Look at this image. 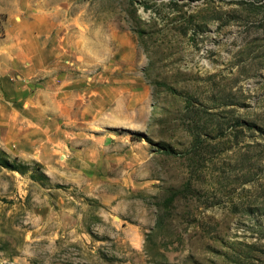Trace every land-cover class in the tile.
Instances as JSON below:
<instances>
[{"label": "rangeland", "instance_id": "obj_1", "mask_svg": "<svg viewBox=\"0 0 264 264\" xmlns=\"http://www.w3.org/2000/svg\"><path fill=\"white\" fill-rule=\"evenodd\" d=\"M29 4L67 93L1 77L0 264H264V0Z\"/></svg>", "mask_w": 264, "mask_h": 264}, {"label": "crops", "instance_id": "obj_2", "mask_svg": "<svg viewBox=\"0 0 264 264\" xmlns=\"http://www.w3.org/2000/svg\"><path fill=\"white\" fill-rule=\"evenodd\" d=\"M29 5V0H12L10 8L5 9L0 1V12L8 16L6 21L7 37L0 39V80L1 77L8 78L14 73L20 78L33 74L37 77L42 75L40 77L43 78V82H40V85L35 88L28 85L13 86L19 95L12 99L3 96L2 100L7 104L16 100L21 102L22 95L30 92L33 93V96L26 98L23 106H28V109L31 110H53L57 105L62 104L63 95L67 93L68 80L67 74L63 71L66 70L62 62L63 56L59 54L60 49L57 48L58 38L55 31L58 25V21H56L58 13L41 14ZM29 12L36 19L32 25H29L24 18V15ZM19 18L20 20H18ZM35 79L36 77H34ZM6 81L12 87L11 81ZM8 87L11 88L9 85L7 87L2 85L1 92L4 95L11 93ZM40 94L46 95L45 98H41ZM41 100H45L47 106H42ZM15 119L20 123L27 120L20 114H16Z\"/></svg>", "mask_w": 264, "mask_h": 264}, {"label": "trees", "instance_id": "obj_3", "mask_svg": "<svg viewBox=\"0 0 264 264\" xmlns=\"http://www.w3.org/2000/svg\"><path fill=\"white\" fill-rule=\"evenodd\" d=\"M5 166H6V167H11V165H9L8 163H5Z\"/></svg>", "mask_w": 264, "mask_h": 264}]
</instances>
